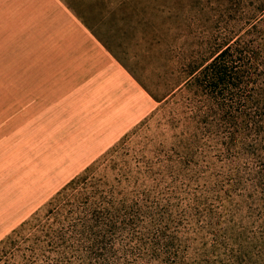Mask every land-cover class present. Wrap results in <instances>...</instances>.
Segmentation results:
<instances>
[{"label":"rangeland","instance_id":"1","mask_svg":"<svg viewBox=\"0 0 264 264\" xmlns=\"http://www.w3.org/2000/svg\"><path fill=\"white\" fill-rule=\"evenodd\" d=\"M61 1L160 101L148 94L145 118L0 239V264H264V144L203 123L187 93L169 91L180 58L224 26L223 7L247 4ZM88 196L113 201L114 226L85 223Z\"/></svg>","mask_w":264,"mask_h":264},{"label":"crops","instance_id":"2","mask_svg":"<svg viewBox=\"0 0 264 264\" xmlns=\"http://www.w3.org/2000/svg\"><path fill=\"white\" fill-rule=\"evenodd\" d=\"M153 108L61 0H0V239Z\"/></svg>","mask_w":264,"mask_h":264},{"label":"trees","instance_id":"3","mask_svg":"<svg viewBox=\"0 0 264 264\" xmlns=\"http://www.w3.org/2000/svg\"><path fill=\"white\" fill-rule=\"evenodd\" d=\"M228 1L247 6L235 9L232 15L223 7L218 20L226 19L224 26H217L210 40L195 43L189 55L180 58L178 71L183 79L169 91L172 96L187 93L203 123H217L224 129L241 125L252 142L264 144V0ZM77 177L56 194L74 185ZM92 199L85 197V223L91 217L95 225H101L100 217L106 219L105 227L114 226L113 201Z\"/></svg>","mask_w":264,"mask_h":264}]
</instances>
